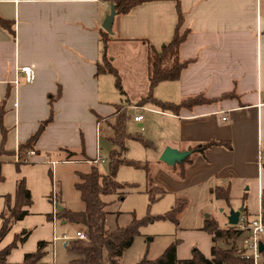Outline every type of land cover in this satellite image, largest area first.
Returning a JSON list of instances; mask_svg holds the SVG:
<instances>
[{"label": "crops", "instance_id": "crops-1", "mask_svg": "<svg viewBox=\"0 0 264 264\" xmlns=\"http://www.w3.org/2000/svg\"><path fill=\"white\" fill-rule=\"evenodd\" d=\"M112 5L111 0H0V17L14 30L0 26V113L5 112L0 146L1 125L7 131L6 149L16 155L54 113L35 143L36 156L20 166L15 156L3 158L0 215L6 196L15 204L19 179H25L32 197L29 214L0 242L1 252L17 235L29 232L8 256L9 264L23 263L42 241L49 243L43 262L55 264L50 253L61 240L54 219L62 204L57 166L105 165L103 153L113 150L115 106L122 101L112 90V75L97 73L104 61L101 32ZM178 6L180 32H188L179 58L193 63L179 80L159 84L153 94L174 104L197 96L206 102L176 114L153 104L134 105L131 110L147 113L134 121L142 116L135 122L147 127V140L158 156L168 147L182 152L211 141L230 143L232 149L215 146L194 155L183 179L159 160L155 181L166 195L176 196L229 188V211L246 208L248 221L254 222L264 195V0H147L116 15L109 58L115 46H140L148 76L147 50L160 51L173 40ZM23 67L32 68L33 82L26 81ZM75 172L78 181L85 174ZM179 235V260L191 259L194 250L212 258L215 244L207 232H193L187 241L185 233Z\"/></svg>", "mask_w": 264, "mask_h": 264}, {"label": "trees", "instance_id": "trees-1", "mask_svg": "<svg viewBox=\"0 0 264 264\" xmlns=\"http://www.w3.org/2000/svg\"><path fill=\"white\" fill-rule=\"evenodd\" d=\"M147 0H111L115 6L116 15H124L131 12L135 7L145 3ZM179 11V24L173 40L163 46L158 51L153 46H149L147 50V67H148V95L143 98L139 106L153 104L155 107L166 112L170 111L178 113L183 108H193L194 106L206 102L201 96L189 98L180 104L170 102H163L154 97V89L161 83L167 81H177L181 77L183 71L188 68L193 60L182 61L179 58V49L186 41L188 32L181 33L183 24V13L178 6ZM0 26L14 33L13 23L6 21L0 17ZM101 43L103 45V63L97 67L98 74H110L115 79V86L119 92L124 95L121 84V77L118 68L115 66L113 60L109 58L110 48V34L101 32ZM116 122L113 125L114 138L112 142L115 148L110 154V171L109 175H103L99 172L97 167H93L90 173L80 174L79 181L76 183L75 188L79 192L82 202L85 205L83 211L73 212L67 209L60 211L58 209L57 217L64 222H73L84 225L87 229V240H74L66 249L73 256L68 264H119V259L123 256L126 249L130 248L134 242L135 237L139 234L140 229L147 223L154 221H169L178 224V215L182 210V206L175 207L164 215L157 216L156 218L149 219L145 222L134 219L127 228H117V230L108 234L106 230V223L109 216L107 210L109 198L113 196L124 197L129 187L120 184L115 175L122 166H133L136 164L122 158V153L126 150V140L130 137L126 131V124L128 122L127 108L123 105H116ZM4 109H1L0 121L4 116ZM54 113L52 112L50 118L43 122L38 131L32 138L19 147V152L22 158H26V153L34 149L35 143L45 130V128L53 121ZM2 142L0 146V183L4 181L2 175V165L4 157L15 156L14 152L6 149V136L7 131L1 125ZM136 142L141 143L144 147L153 148V144L138 137L134 139ZM215 146L227 147L232 149V145L227 142L211 141L207 144L190 148L187 150L190 155L182 162L174 166V173L180 178L185 177V171L188 165L193 162V156L199 153H204L207 149ZM26 152V153H25ZM20 166V164H18ZM138 167V166H136ZM147 167V166H146ZM145 167V168H146ZM147 193L151 198V202H156L158 196L164 197L167 192L159 185L151 182ZM156 193V195H155ZM213 195L217 200L223 201L227 206L231 205L230 190L229 188H217L213 191ZM5 210L0 215L2 225L0 226V242H2L7 234L11 231L15 223L23 220L28 214L27 208L32 204V197L27 188L26 181L21 178L17 181V189L15 194V204H11V197L6 196ZM244 203L246 198H244ZM60 208V207H58ZM243 214H247L245 208ZM262 221L264 224V195L262 196ZM203 231L207 232L213 237L214 247L211 251V259L206 258L199 250H194L193 256L189 260H179L177 258V246L179 241H175L165 253L155 261L143 260L140 264H253L252 259H246L248 251L240 249L237 245L238 240L244 234L237 226L227 225L226 228H220L216 220H207L203 227ZM29 232L22 233L15 237L14 242L0 252V264H9L7 261L8 256L13 249L18 246V243H23L27 240ZM225 243L226 248L219 247V243ZM264 243V241H262ZM49 243L42 241L38 244L37 250L33 253L27 254L21 264H47L43 262L47 252ZM262 255V264H264V251Z\"/></svg>", "mask_w": 264, "mask_h": 264}, {"label": "rangeland", "instance_id": "rangeland-1", "mask_svg": "<svg viewBox=\"0 0 264 264\" xmlns=\"http://www.w3.org/2000/svg\"><path fill=\"white\" fill-rule=\"evenodd\" d=\"M111 59L118 68L121 84L125 92L122 95L115 86V79L110 76L112 90L122 101L123 106L129 109L128 122L126 124L127 134L130 135L126 140V150L122 153V158L132 161L136 164L133 166H122L115 175V179L123 185L129 187L124 197H110L107 210L109 216L106 223L108 234L114 233L117 228H127L134 219L145 222L157 216L164 215L173 208L182 206L178 215V224L169 221H154L143 226L139 234L135 237L132 246L126 249L123 256L119 259V264H140L143 260L155 261L160 258L165 251L179 238L180 233H185L184 239L188 235L193 236V232H203V227L207 220H216L220 228H226L230 211L223 201L217 200L212 193L191 192L185 195H165L156 202H151L147 193L151 182L155 181L157 174L156 164L162 153L158 156L152 148L144 147L134 139L141 137L147 140V127H139L134 121V117L144 111L131 110L134 105H139L143 98L148 95V76L146 70V59L143 49L140 46H115L110 51ZM120 103V102H119ZM150 139V138H149ZM114 146V145H113ZM115 146L113 147V149ZM105 165L97 166L103 175H109L110 171V153L104 152ZM159 157V158H158ZM158 159V160H154ZM147 166V167H146ZM167 166V165H166ZM146 167V168H145ZM174 166H169L173 171ZM62 177V204L61 208L73 212L83 211L85 208L79 192L76 190L74 183L78 181L75 171L90 173L92 170L87 164L76 166L59 163L56 168ZM156 195V193H155ZM181 198V200H179ZM179 200V201H178ZM56 224V237L61 240L55 242L52 248L55 264H68L73 256L68 252L65 244L77 240V233L87 234L84 225L64 222L57 218L54 219ZM67 237V241L63 237ZM264 241V234L261 235ZM187 241V240H186ZM238 247H244V237H241L237 243ZM219 247L226 248V244L221 242ZM52 258V257H51Z\"/></svg>", "mask_w": 264, "mask_h": 264}, {"label": "built area", "instance_id": "built-area-1", "mask_svg": "<svg viewBox=\"0 0 264 264\" xmlns=\"http://www.w3.org/2000/svg\"><path fill=\"white\" fill-rule=\"evenodd\" d=\"M21 72L25 75L27 82H33L35 79L34 71L31 67H23L21 68ZM142 116L135 118L136 122L142 121ZM36 156V152L34 150L29 151L28 154H26V158L23 159L22 155L17 152L15 155V161L17 164H23L28 163L30 157ZM97 162H102V159H98ZM237 227L244 232V234L241 237H244V247L240 249H245L248 251V254L246 255V259H252L253 264H262V255L260 252V243L261 235L264 234V224L262 221V215L260 214L256 221L250 222L248 221V217L245 214H241L239 218V223ZM77 239L80 240H87V234H84L82 232L77 233ZM64 241H67V237H63Z\"/></svg>", "mask_w": 264, "mask_h": 264}, {"label": "water", "instance_id": "water-1", "mask_svg": "<svg viewBox=\"0 0 264 264\" xmlns=\"http://www.w3.org/2000/svg\"><path fill=\"white\" fill-rule=\"evenodd\" d=\"M116 17V11L115 6L112 5L111 13L107 16V18L104 21L103 29L106 33L112 34V27L114 23V19ZM190 155V152L188 151H179L173 148H166L164 152L161 155L160 161L167 164L168 166H175L177 163H180L184 161L188 156ZM60 211L63 210V208H58ZM244 209L240 208L239 210H230V214L228 216V225L230 226H237L239 223L240 215L243 213ZM264 251V243H260V252L262 253Z\"/></svg>", "mask_w": 264, "mask_h": 264}]
</instances>
